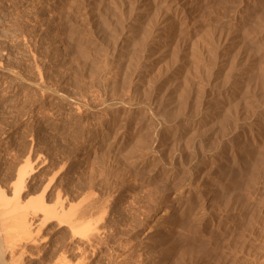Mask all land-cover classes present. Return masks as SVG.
<instances>
[{"label":"rangeland","instance_id":"374dc122","mask_svg":"<svg viewBox=\"0 0 264 264\" xmlns=\"http://www.w3.org/2000/svg\"><path fill=\"white\" fill-rule=\"evenodd\" d=\"M84 1L0 0V191L8 198L4 200L7 209L0 207V214L9 208L11 212L6 214L5 222L0 216L4 261L6 264L13 261L16 264H201L202 261V264H258L256 253L264 248V138L252 145L250 135L264 122V79L259 77L264 64V0H199V6L186 15L194 26L186 24L188 28L180 26L171 30L172 33L166 32L168 41L160 40V14L167 7L161 3L157 6L159 10L141 19L142 24L123 50L124 60L119 59V46L144 0ZM234 33L239 53L236 50L231 53L230 66L224 75L220 73L223 76L220 82V56L228 44L225 38H231ZM240 53L247 55L246 61L257 58L254 73H249L242 82L243 88H239L238 96L244 98L237 96L239 105L229 104L230 112L223 113L228 121L223 120L217 128L202 120L196 133L184 117L190 120L197 117V112L208 107L205 98L208 100L215 90L228 86L236 66L239 68L246 62ZM119 98L128 100L125 101L128 104L133 101L130 103L133 108L130 104H117ZM108 99L114 101L110 103ZM148 105H152V110ZM157 129L163 130L159 138L153 135ZM220 132L226 134L220 136ZM175 144L182 145L184 153ZM251 145L255 150L249 153ZM261 146L262 150L258 148ZM21 168L26 182L18 195L14 189ZM240 169H245L242 170L245 176ZM237 179L240 180L234 185ZM235 195L239 197L233 200ZM251 196L253 201L249 200ZM229 197L236 203H233L237 207L235 220L226 229L205 227L213 213L224 217L227 212L224 205ZM242 206L253 211L248 226L242 219ZM52 209L56 214L50 213ZM5 213H2L4 219ZM255 230L259 232L256 240L250 233ZM11 236L14 242L9 241ZM6 241L10 242L8 245L15 244L10 246L13 252ZM244 251L251 259L256 255L253 262Z\"/></svg>","mask_w":264,"mask_h":264},{"label":"bare ground","instance_id":"6f19581e","mask_svg":"<svg viewBox=\"0 0 264 264\" xmlns=\"http://www.w3.org/2000/svg\"><path fill=\"white\" fill-rule=\"evenodd\" d=\"M80 1V0H79ZM86 1V0H85ZM84 1V2H85ZM112 1V0H111ZM116 1V0H115ZM198 1L199 0H144V3L142 4L141 2H142V0H141V2H139V3H141L142 4V6H141V8L140 9H138L139 10V12L137 13V16H135L136 18L134 19V22H132V25L130 26L129 24H127V25H129L128 26V30L126 31V34H125V36L123 37V39H122V45H120L119 47H121V51H120V53H119V59L121 58V59H123V57H124V52H123V50H124V48L125 47H127V45H128V42H130V40H131V38H132V34H134L135 33V29L136 28H138V26H139V24L141 23L140 21H142L141 19H143V18H145V16L147 15V17H148V14L150 13L151 14V12H154L156 9H157V6H159V4H161V3H164V4H167V7H166V9L164 10V13H163V15H162V13L159 15L160 16V25L159 26H161V30H162V32H160L161 34H162V36H161V39L160 40H165V38H167L168 37V35H167V37H166V35H165V33L166 32H171V30H173V29H175V28H177L178 29V27H180V26H186V24H191V23H189V21L187 20V17H186V15L187 14H189V12L193 9L194 10V8H195V6H199V5H197V3H198ZM206 1V0H205ZM245 1V0H244ZM89 2H91V1H89ZM124 2V1H123ZM203 2V1H202ZM207 2V1H206ZM243 2V1H242ZM115 3V2H114ZM201 3V2H200ZM257 3V2H256ZM93 3H91V5H92ZM96 4V3H95ZM98 4V3H97ZM242 4V3H241ZM85 5V4H84ZM87 5V4H86ZM90 5V4H89ZM88 5V6H89ZM123 5V4H122ZM140 5V4H139ZM205 5V4H204ZM210 5V4H209ZM231 5V4H230ZM120 6V5H119ZM161 6V5H160ZM203 6V5H202ZM207 6H208V4H207ZM85 7V10L87 9L86 8V6H84ZM135 7V6H134ZM214 7V6H213ZM242 7V6H241ZM245 7V6H244ZM109 8V7H108ZM160 8V7H159ZM212 8V7H211ZM210 8V9H211ZM79 9V8H78ZM92 9V8H91ZM232 9H233V7H232ZM236 9V8H235ZM84 10V11H85ZM137 10V11H138ZM157 10H159V9H157ZM245 10V9H244ZM246 10H248V9H246ZM203 11V10H202ZM227 11V10H226ZM79 12V11H78ZM92 12V11H91ZM122 12V11H121ZM156 12V11H155ZM196 12V11H195ZM209 12V11H208ZM259 12H260V10H259ZM113 13V12H112ZM120 13V12H119ZM135 13V14H136ZM191 13V12H190ZM194 12H192V14H193ZM156 14V13H155ZM252 14V13H251ZM194 15V14H193ZM84 16V15H83ZM93 16V15H92ZM151 16V15H150ZM88 17V16H87ZM248 17V16H247ZM85 18V17H84ZM150 18V17H149ZM133 19V18H132ZM148 19V18H147ZM191 19V18H190ZM240 19V18H239ZM253 20H254V18H252ZM93 20V19H92ZM159 20V19H158ZM192 20L193 19H191V22H192ZM87 21V20H86ZM132 21V20H131ZM144 21V20H143ZM146 21V20H145ZM197 21V20H196ZM88 22V21H87ZM109 22V21H108ZM195 22V21H194ZM127 23V22H126ZM129 23H130V21H129ZM144 23V22H143ZM157 23H159L158 21H157ZM196 23V22H195ZM252 23V22H251ZM142 24V23H141ZM140 24V25H141ZM146 24H148V23H146ZM152 24V23H151ZM193 24V23H192ZM191 24V25H192ZM108 25V24H107ZM144 25V24H143ZM155 25H156V23H155ZM233 25V24H232ZM156 26H158V25H156ZM155 26V27H156ZM158 26V27H159ZM193 26H194V24H193ZM237 26V25H236ZM246 26V25H245ZM247 26H248V24H247ZM126 27V26H125ZM146 27H148V26H146ZM152 27V26H151ZM150 27V28H151ZM157 27V28H158ZM243 27V26H242ZM144 28V27H143ZM150 28H148V29H150ZM183 27H181V29H182ZM186 28H188L187 26H186ZM260 28H262V27H260ZM147 29V28H146ZM184 29V28H183ZM239 29V28H238ZM139 30H140V28H139ZM155 30H157L158 31V29H155ZM155 30L153 31V34L154 33H156L155 32ZM188 30V29H187ZM234 30H235V28H234ZM142 31V30H141ZM140 31V32H141ZM147 31V30H146ZM151 32H152V29L150 30ZM186 31V30H185ZM191 31V30H190ZM238 31V30H237ZM245 31V30H244ZM179 32V31H178ZM262 32V31H261ZM119 33V32H118ZM122 33V32H121ZM172 33V32H171ZM176 33V35H177V32H175ZM174 33V34H175ZM181 33H183V31L181 32ZM201 33H203V32H201ZM200 33V34H201ZM237 33V32H236ZM236 33H234V36H231V38H225V40L226 41H228V42H226V47L224 48V50H222L223 51V54L220 56V61H219V74L220 73H222L223 75H224V70L225 69H227L229 66H230V62H229V58L231 59V53H233V51H235L236 50V48L238 47H236V44H237V35H236ZM140 34V33H139ZM143 34V33H142ZM141 34V35H142ZM149 34H150V32H149ZM158 34H159V32H158ZM184 34V33H183ZM238 35H239V33H237ZM241 34V33H240ZM255 34V33H254ZM260 34V33H259ZM262 34V33H261ZM154 35H156V34H154ZM172 35V34H171ZM175 35V36H176ZM181 35V34H180ZM206 35V34H205ZM205 35H204V37H205ZM118 36V35H117ZM120 36V35H119ZM123 36V35H122ZM134 36V35H133ZM146 36V35H145ZM179 36V35H178ZM177 36V37H178ZM202 36V35H201ZM140 37V36H139ZM151 37H152V35H151ZM156 37V36H155ZM159 37V36H158ZM174 37V36H173ZM173 37H171L172 38V40L174 39ZM198 37H200V36H198ZM239 37V36H238ZM264 37V36H263ZM262 37V38H263ZM150 38V37H149ZM153 38V37H152ZM151 38V39H152ZM160 38V37H159ZM249 38V37H248ZM252 38V37H251ZM133 39H134V37H133ZM137 39V38H136ZM155 39V38H154ZM177 39H179V38H177ZM175 40V41H178V40ZM200 39H203V37L202 38H199L198 40H200ZM239 39V38H238ZM118 40V39H117ZM135 40V39H134ZM145 40H147V39H145ZM206 40V39H205ZM204 40V41H205ZM252 40V39H251ZM156 41V40H155ZM158 41V40H157ZM165 41H168V40H165ZM204 41H202V43L204 42ZM215 41V40H214ZM117 42V41H116ZM133 42V41H132ZM131 42V43H132ZM146 42V41H145ZM144 42V43H145ZM150 42H152V41H150ZM149 42V43H150ZM225 42V41H224ZM246 42V41H245ZM250 42V41H249ZM121 43V42H120ZM144 43H143V46L145 47V45H144ZM196 43H197V41H196ZM200 43V42H199ZM240 43V42H239ZM151 44H153V43H151ZM156 44H158V43H156ZM166 44H167V42H166ZM216 44V43H215ZM215 44H213V45H215ZM240 44H242V42L240 43ZM243 44H244V42H243ZM247 44V43H246ZM132 45V44H131ZM141 45V44H140ZM150 45V44H149ZM160 45V44H159ZM198 45V44H197ZM202 45V44H201ZM204 45V44H203ZM239 45V44H238ZM148 46V45H147ZM146 46V47H147ZM158 46V45H157ZM164 46V45H163ZM162 46V47H163ZM217 46V45H216ZM129 47V46H128ZM139 47V46H138ZM142 47V46H141ZM152 47V46H151ZM159 47H161V45L159 46ZM165 47V46H164ZM198 47V46H197ZM116 48V47H115ZM153 48V47H152ZM220 48V47H219ZM238 48H240V47H238ZM246 48V47H245ZM253 48V47H252ZM130 49V48H129ZM151 49V48H150ZM158 49V48H157ZM162 49V48H161ZM199 49H200V45H199ZM201 49H204V48H201ZM210 49V48H209ZM208 49V50H209ZM215 49V48H214ZM242 49V48H241ZM243 49H244V46H243ZM243 49H242V52H243ZM248 49V48H247ZM257 49V48H256ZM119 50V49H118ZM131 50V49H130ZM135 50V49H134ZM145 50V49H144ZM147 51H149L148 49H146ZM152 50H154V49H152ZM159 50H160V48H159ZM213 49H211V52H213L212 51ZM250 50V49H249ZM252 50V49H251ZM129 51V50H128ZM158 51V50H157ZM216 51H218V48H217V50ZM248 51V50H247ZM255 51V50H254ZM144 52V51H143ZM142 51H141V53H143ZM146 52V51H145ZM203 52V51H202ZM236 52H238L239 53V51H237L236 50ZM246 52V51H245ZM249 52V51H248ZM252 52H253V50H252ZM147 53V52H146ZM250 53H251V51H250ZM257 53V52H256ZM125 54H127L126 52H125ZM140 54V53H139ZM158 54H159V52H158ZM212 54V53H211ZM219 54V53H218ZM236 54V53H235ZM260 54H261V52H260ZM117 56H118V53L116 54ZM135 55V54H134ZM134 55H132V56H134ZM145 55H147V54H145ZM145 55H144V57H145ZM157 55V54H156ZM197 55V54H196ZM205 55V54H204ZM212 55H214V54H212ZM255 55H257V54H255ZM254 55V56H255ZM137 56V55H136ZM147 56H150V55H147ZM152 56V55H151ZM153 56H155V55H153ZM189 56H190V53H189ZM215 56V55H214ZM235 56H238V55H235ZM247 56V55H246ZM245 56V54H242V53H240V58L241 59H243V62H245L246 60H245V58H247ZM251 56V55H250ZM259 56V55H258ZM113 57V56H112ZM139 57V56H138ZM192 57V56H191ZM194 57H195V55H194ZM128 58H129V56H128ZM140 58V57H139ZM147 57H145V59H146ZM152 58V57H151ZM234 58V57H233ZM259 58V57H258ZM124 59H126V58H124ZM123 59V60H124ZM144 59V58H143ZM150 59V58H149ZM196 59V58H195ZM194 59V60H195ZM199 58H197L196 59V61L198 60ZM204 59V58H203ZM212 59H214V57L212 58ZM219 59V58H218ZM239 59V58H238ZM256 59L257 58H252V57H250L249 59H247V61L245 62V63H243L242 64V62H239V63H241L240 65H241V67H239V68H237L238 66H236V71H235V73L233 74V76H231V80H230V82H229V84H228V86L227 87H225V88H223V87H221V88H219L220 86L218 85L217 87L219 88L218 90H215L214 88V92H213V95H212V93H211V97H207V99L208 100H206V98H205V101H208L209 102V104H206V105H208V107L207 108H205V109H202L200 112H197V113H199V114H197V117H195L194 119H188V118H185L184 117V119H185V123L186 124H188V126L190 125L192 128H193V130L194 131H196V129H198L197 128V125L199 124V122L200 121H202L203 120V122L205 121V122H211V123H213L214 125H216L217 126V128H218V126H221V122L223 121V120H225L224 119V116H223V113H225V110H227V112H230V111H228V108H229V104H231L232 103V105L233 104H237V96H238V93H239V88H241V85H243V84H245V83H243L242 84V82L245 80V79H247L246 77L248 76V74L249 73H251L253 70H254V68H256ZM131 60V59H130ZM141 60V59H140ZM152 60V59H151ZM155 60V59H154ZM202 60V59H201ZM235 60V59H234ZM245 60V61H244ZM117 61V60H116ZM122 61V60H121ZM120 61V62H121ZM134 61V60H133ZM135 61H137V60H135ZM134 61V62H135ZM143 61V60H142ZM160 61V60H159ZM200 61V60H199ZM199 61H197L198 63H199ZM204 61V60H203ZM258 61H260V59L258 60ZM264 61V60H263ZM263 61H261V63L263 62ZM118 62H119V60H118ZM117 62V63H118ZM126 62V61H125ZM128 62V61H127ZM145 62V61H144ZM152 62H153V60H152ZM196 62V63H197ZM201 62V61H200ZM211 62V61H210ZM116 63V64H117ZM123 63V62H122ZM142 63V62H141ZM192 63H193V61H192ZM195 63V62H194ZM212 63V62H211ZM214 63V62H213ZM212 63V64H213ZM132 64V63H131ZM147 64V63H146ZM154 64V63H153ZM153 64L151 65V67L153 66ZM117 65H119V63L117 64ZM133 65V64H132ZM135 65V64H134ZM141 65H143V64H141ZM194 65V64H193ZM192 65V66H193ZM197 64H195V66H196ZM258 65V64H257ZM120 66V65H119ZM124 66V65H123ZM136 66V65H135ZM156 66V65H155ZM194 66V67H195ZM206 66H209V65H206ZM122 67V66H121ZM124 67H126V66H124ZM134 67V66H133ZM138 67H139V65H138ZM146 67V66H145ZM200 67V66H199ZM215 67V66H214ZM234 67V66H233ZM123 68V67H122ZM142 68H143V66H142ZM147 68H148V65H147ZM208 68V67H207ZM139 70H140V68H138ZM198 69V68H197ZM209 69V68H208ZM211 69V68H210ZM216 69V68H215ZM119 70H120V68H119ZM118 70V71H119ZM124 70V69H123ZM142 70V69H141ZM144 70V69H143ZM142 70V71H143ZM147 70H149V69H147ZM229 70V69H228ZM231 70H232V68H231ZM234 70V69H233ZM213 71V70H212ZM212 71H210V72H212ZM260 72V74H259V77L260 78H262V79H264V64L261 66V68H260V70H259ZM145 72V71H144ZM150 72V71H149ZM233 72V71H232ZM119 73V72H118ZM121 73H122V71H121ZM215 73V72H214ZM218 73V72H217ZM252 73H254V71L252 72ZM143 74H145V73H143ZM119 75V74H118ZM217 75V74H216ZM122 76H123V74H122ZM140 76H142V75H140ZM221 77V81L220 82H222V77L223 76H221V74L220 75H218V77ZM143 77V76H142ZM219 77V78H220ZM228 78V77H227ZM226 78V79H227ZM251 78V77H250ZM259 78V79H260ZM257 79V78H256ZM121 80V79H120ZM200 80V79H199ZM216 80V79H215ZM122 81V80H121ZM219 81V80H218ZM247 81V80H246ZM255 82V81H254ZM118 82H116V84H117ZM228 83V82H227ZM257 83V82H256ZM115 84V83H114ZM120 84V83H119ZM218 84V83H217ZM263 84V83H262ZM198 85V84H197ZM260 85V84H259ZM264 85V84H263ZM202 86H203V84H202ZM201 86V87H202ZM225 86H226V84H225ZM254 86H255V84H254ZM262 86V85H261ZM245 87V86H244ZM264 87V86H263ZM200 88V87H199ZM243 88V87H242ZM241 88V89H242ZM212 89V90H213ZM217 89V88H216ZM209 90V89H208ZM199 91H202V90H199ZM210 91V90H209ZM244 91V90H243ZM202 93H203V91H202ZM243 93V92H242ZM242 93H241V95H242ZM215 94V95H214ZM207 96H208V94H206ZM254 95V94H253ZM198 96V95H197ZM201 96V95H200ZM210 96V95H209ZM239 97V96H238ZM240 97H243V96H240ZM239 97V98H240ZM250 97V96H249ZM257 97V96H256ZM122 98V97H121ZM121 98H119V100H118V102H117V104H119V105H125V104H128V103H126L128 100H122ZM200 98H202V97H200ZM220 98H223L222 100L220 99ZM244 98V97H243ZM254 99V98H253ZM113 101H114V99H112ZM112 100H110V99H108V101L110 102V101H112ZM198 100V99H197ZM243 100V99H242ZM246 100H248V99H246ZM126 101V102H125ZM131 100H129V102H130ZM185 101V100H184ZM187 101V100H186ZM189 101V100H188ZM251 101V100H250ZM152 102V101H151ZM192 102V101H191ZM194 102V101H193ZM192 102V103H193ZM203 102H204V100H203ZM242 102V101H241ZM240 102V103H241ZM249 102V101H248ZM264 102V101H263ZM110 103H112V102H110ZM114 103V102H113ZM130 103H133V101H131ZM129 103V104H130ZM143 103V102H142ZM147 103V102H146ZM187 103V102H186ZM186 103H183V104H185V105H187ZM207 103V102H206ZM251 103V102H250ZM256 103H258V102H256ZM260 103V102H259ZM128 104V105H129ZM135 104V103H134ZM137 104H139V103H137ZM143 104H145V103H143ZM153 104V103H152ZM197 104H198V102H197ZM252 104V103H251ZM264 104V103H263ZM131 106H132V108H133V106L134 105H132V104H130ZM147 105V104H146ZM203 105H205V104H203ZM206 105H205V107H206ZM237 105H239V104H237ZM240 105H242V104H240ZM247 105H249V103H247ZM126 106V105H125ZM137 106V105H136ZM135 106V107H136ZM142 106H144L145 107V105H141V107ZM152 106V105H151ZM151 106H149L148 105V107L150 108ZM231 106V105H230ZM244 106V105H243ZM253 106V105H252ZM118 107V106H117ZM143 107V108H144ZM147 107V106H146ZM200 107V106H199ZM259 107V106H258ZM262 107V106H261ZM260 107V108H261ZM120 108V107H119ZM233 108V107H232ZM235 108H237V107H235ZM248 108V107H247ZM257 108V107H256ZM145 109V108H144ZM151 109V108H150ZM251 109V108H250ZM131 110V109H130ZM145 110H147V109H145ZM152 110V109H151ZM239 110V112H240V110L241 109H238ZM246 110V109H245ZM259 110H263V109H259ZM148 111V110H147ZM249 111V110H248ZM248 111H246V112H248ZM252 111V110H251ZM254 111V110H253ZM131 112V111H130ZM235 112H237V111H235ZM251 113V112H250ZM260 113V112H259ZM244 114V113H243ZM262 114H264V113H262ZM261 114V115H262ZM150 115V114H149ZM233 115V114H232ZM239 114L237 113V116H238ZM234 116V115H233ZM241 116H242V113H241ZM249 116V115H248ZM262 116H264V115H262ZM133 117V116H132ZM182 117V116H181ZM187 117V116H186ZM234 117H236V116H234ZM244 117V116H243ZM256 117V116H255ZM163 118V117H162ZM191 118H193V116L191 117ZM226 118V117H225ZM236 118H238V117H236ZM235 118V119H236ZM241 118V117H240ZM244 118H246V116L244 117ZM264 118V117H263ZM263 118H260V121H261V119H263ZM145 119V118H144ZM239 119V118H238ZM182 121V120H181ZM225 121H228V119L227 120H225ZM230 121V120H229ZM237 121H239V120H237ZM256 121H258V120H256ZM255 121V122H256ZM202 122V123H203ZM204 122V123H205ZM234 122V121H233ZM247 123H250L249 121L247 122ZM259 123V122H258ZM257 123V124H258ZM160 124V123H159ZM176 124H177V122H176ZM161 125V124H160ZM180 125H182V124H180ZM206 125H207V123H206ZM159 126V125H158ZM175 126V125H174ZM173 126V127H174ZM178 125H176L175 127H177ZM216 126H214V127H216ZM226 126H228V125H226ZM253 126V125H252ZM251 126V127H252ZM256 125H254V127H255ZM160 127V126H159ZM158 127V128H159ZM185 127H187V125L185 126ZM200 127H201V125H200ZM205 127V126H204ZM214 127H213V129H214ZM181 128V127H180ZM235 128V127H234ZM247 128H248V125H247ZM168 129V128H167ZM172 129V128H171ZM188 129H189V127H188ZM202 129V128H201ZM201 129H199V131L201 130ZM226 129H227V127H226ZM231 130V127H229L228 128V130ZM255 129V132H253V133H251V135H250V139H251V143L250 144H252V145H257L263 138H264V122H262V123H260L259 124V126L257 127L256 126V128H254ZM178 130V129H177ZM184 130V129H183ZM218 131H219V129H217ZM222 130V129H221ZM227 130V131H228ZM244 130V129H243ZM163 131V130H162ZM160 129H157L154 133H153V135H155L154 137L156 138V137H158L159 138V135L161 134V132H162ZM211 131H212V129H211ZM216 131V130H215ZM252 131V130H251ZM164 132H165V130H164ZM180 132V131H179ZM184 132V131H183ZM188 132V131H187ZM187 132L185 133V134H187ZM191 132V131H190ZM189 132V133H190ZM202 132V131H201ZM205 132H209V131H206L205 130ZM204 132V133H205ZM240 132V131H239ZM247 132V131H246ZM245 132V133H246ZM163 133V132H162ZM191 133H193V132H191ZM196 133H197V131H196ZM195 133V134H196ZM213 133H215L214 131H213ZM242 133H243V131H242ZM244 133V134H245ZM211 134V133H210ZM222 134H226V132L225 133H222ZM221 134V132H220V136L222 135ZM237 134V133H236ZM243 134V135H244ZM247 134V133H246ZM164 135V134H163ZM182 135V134H181ZM191 135V134H190ZM197 135V134H196ZM199 135V134H198ZM203 135V134H202ZM214 135V134H213ZM239 136H240V134H238ZM183 136V135H182ZM192 136V135H191ZM190 136V137H191ZM199 136H201V135H199ZM219 136V135H218ZM223 136V135H222ZM234 136V135H233ZM153 137V136H152ZM165 137V136H164ZM211 137H213V136H211ZM235 137H237V135L235 136ZM241 137V136H240ZM244 137V136H243ZM246 137V136H245ZM161 138V137H160ZM180 138H182V137H180ZM183 138H185V139H187V137L184 135L183 136ZM196 138V137H195ZM206 138V137H205ZM199 139H200V137H199ZM201 139H203V136H202V138ZM211 139H213V138H211ZM210 139V140H211ZM221 139V138H220ZM238 139V138H237ZM236 139V140H237ZM241 139V138H240ZM245 139V138H244ZM204 140V139H203ZM209 140V141H210ZM215 140H216V138H215ZM232 140H234V139H232ZM242 140V139H241ZM155 141V140H154ZM183 141V140H182ZM192 140L190 139V142H191ZM205 141H207V139L205 140ZM217 141H219L218 140V138H217ZM238 141V140H237ZM236 141V142H237ZM246 141V140H245ZM247 141H250V140H247ZM161 142V141H160ZM177 141H175V143H176ZM179 142V141H178ZM178 142H177V144H178ZM200 142V141H199ZM239 142V141H238ZM243 142V141H242ZM157 143H158V139H157ZM183 143V142H182ZM181 143V144H182ZM187 144H188V142H186ZM194 143V142H193ZM232 143H235V142H232ZM248 143V142H247ZM177 144H175L176 146H178ZM236 144V143H235ZM234 144V145H235ZM241 144V143H240ZM245 144V143H244ZM249 144V145H250ZM185 145V144H184ZM243 145V144H242ZM241 145V146H242ZM251 145V146H252ZM180 146V150H182L183 148V146L182 145H179ZM178 146V147H179ZM182 146V147H181ZM188 146V145H187ZM190 146V145H189ZM194 146H195V144H194ZM198 146V145H197ZM244 146H246V145H244ZM260 146V145H259ZM186 147V146H185ZM222 147V146H221ZM247 147V146H246ZM253 148H252V151H251V149H250V151H249V153H252V152H254V150H255V146H252ZM191 147H189L188 149H190ZM195 148H196V146H195ZM198 148V147H197ZM224 148H226V147H224ZM241 148V147H240ZM258 148H261V150L263 149L262 148V146L261 147H258ZM178 149V148H177ZM223 149V148H222ZM237 149H238V147H237ZM242 149H243V147H242ZM185 150H187V149H184V151ZM194 150V149H193ZM197 150V149H196ZM201 150V149H200ZM207 150V149H206ZM221 150V149H220ZM224 151H225V149H223ZM227 150H229V149H227ZM236 150V149H235ZM239 150V149H238ZM248 150H249V148H248ZM198 151H199V148H198ZM198 151H197V153H198ZM244 151H246V150H244ZM182 152H183V150H182ZM191 152V151H190ZM193 152V151H192ZM195 152V151H194ZM193 152V153H194ZM199 152H201V151H199ZM228 152V151H227ZM229 152H231V151H229ZM237 152V151H236ZM239 152V151H238ZM247 152V151H246ZM259 152H261V151H259ZM258 152V153H259ZM184 153V152H183ZM210 153V152H209ZM218 153V152H217ZM224 153V152H223ZM226 153V152H225ZM240 153V152H239ZM256 153H257V151H256ZM257 153V154H258ZM188 154V153H187ZM199 154V153H198ZM198 154H197V156H198ZM203 155H204V153H202ZM206 154V153H205ZM212 154H214V153H212ZM216 154V153H215ZM221 154V153H220ZM228 154V153H227ZM248 154V153H247ZM260 154V153H259ZM194 155H195V153H194ZM193 155V156H194ZM200 155H201V153H200ZM199 155V156H200ZM242 155V154H241ZM197 156H195V157H197ZM198 156V157H199ZM208 156V155H207ZM222 157H224V155H221ZM220 156V157H221ZM226 156H229V154L228 155H226ZM186 157V156H185ZM201 157V156H200ZM203 157V156H202ZM244 157V155L242 156V158ZM247 157V156H246ZM245 157V159H247ZM256 157V156H255ZM261 157V156H260ZM209 158V157H208ZM211 158V157H210ZM212 158H214V156L212 157ZM251 158V157H250ZM195 159V158H194ZM202 159V158H201ZM200 159V160H201ZM203 159H205L204 157H203ZM218 159V158H217ZM244 159V162L245 161H247V160H245ZM249 159V158H248ZM258 159V158H257ZM206 160H208V159H206ZM221 160H222V158H221ZM230 160V159H229ZM232 160V159H231ZM243 160V159H242ZM194 161V160H193ZM197 161V160H196ZM257 161V160H256ZM260 161H261V158H260ZM200 162V161H199ZM198 162V163H199ZM202 162V161H201ZM204 162V161H203ZM206 162V161H205ZM225 162H227V163H229V162H231V161H228V160H226ZM235 162V161H234ZM244 162H242V163H244ZM248 162H250L249 160H248ZM247 162V163H248ZM259 162V161H258ZM183 163V166H184V162H182ZM181 162H180V164H182ZM237 163V162H236ZM247 163H245V164H247ZM193 164V163H192ZM200 164V163H199ZM198 164V165H199ZM232 164V163H231ZM235 164V163H234ZM238 164V163H237ZM194 165H195V163H194ZM193 165V166H194ZM248 165V164H247ZM251 165V164H250ZM182 166V165H181ZM191 166V165H190ZM231 166V165H230ZM240 166V165H239ZM197 167V166H196ZM249 167V166H248ZM172 169L174 168V167H171ZM185 168V167H184ZM188 168H190V167H188ZM194 168V167H193ZM233 168V167H232ZM238 168H240V167H238ZM174 169H176V168H174ZM197 169V168H196ZM235 169H236V165H235ZM188 170V169H187ZM193 170V169H192ZM241 171L243 170V169H240ZM239 170V171H240ZM245 170V169H244ZM243 170V171H244ZM174 171V170H173ZM176 171V170H175ZM189 171V170H188ZM238 171V170H237ZM237 171H235V172H237ZM238 171V172H239ZM242 171V172H243ZM190 172V171H189ZM196 172V171H195ZM172 173V172H171ZM190 173H194V171L192 172H190ZM244 173V176H245V172H243ZM242 173V174H243ZM250 173V172H249ZM183 174V173H182ZM196 174V173H195ZM232 174H235V173H232ZM239 174H241V173H239ZM247 175H248V173H246ZM193 175V174H192ZM236 175H238V174H236ZM235 175V176H236ZM232 176H234V175H232ZM174 177V176H173ZM181 177H182V175H181ZM180 177V178H181ZM230 177H231V175H230ZM264 177V176H263ZM180 178L178 179V180H180ZM184 178V177H183ZM182 178V179H183ZM232 178H234V177H232ZM236 178H238V177H236ZM241 178H243V175H242V177ZM260 178V177H259ZM175 179V178H174ZM177 179V178H176ZM193 179H195V178H193ZM192 179V180H193ZM230 179V178H229ZM256 179V178H255ZM263 179V178H262ZM171 180H172V178H171ZM177 180V181H178ZM184 180V179H183ZM232 180V179H231ZM230 180V181H231ZM240 179H237V180H235V182H234V185H235V183H237L238 181H239ZM194 181V180H193ZM227 181V180H226ZM264 181V180H263ZM26 182V180H25V174H24V170H23V168H21V169H19V171L17 172V180H16V182H15V186H16V188L14 189V190H16V192H17V190H18V195H20V192L22 191V186H23V184ZM180 182V181H179ZM186 183V182H185ZM228 183V182H227ZM232 183L233 182H231V185H232ZM188 184V183H187ZM230 184V183H229ZM238 184V183H237ZM241 184H242V182H241ZM261 184V183H260ZM227 185V184H226ZM230 185V186H231ZM263 185H264V183H263ZM237 186V185H236ZM256 186V185H255ZM262 187V186H261ZM256 188V187H255ZM260 189V188H259ZM233 190V189H232ZM249 190V189H248ZM251 190V189H250ZM261 190V189H260ZM261 191H263V190H261ZM260 191V192H261ZM239 192V191H238ZM4 192H1L0 191V199L1 200H3L2 202L0 201V204H3V205H1L0 207L2 208V206H5V207H3V208H6V206H7V204L5 203L6 202V200L8 199H6V195H5V193L3 194ZM248 193H249V191H248ZM254 193H255V191H254ZM262 193V192H261ZM2 194V195H1ZM236 194V193H235ZM257 194H260L259 193V191H258V193ZM256 194V195H257ZM263 194V193H262ZM5 195V196H4ZM17 195V196H18ZM229 195V194H228ZM227 195V196H228ZM248 195V194H247ZM253 195V194H252ZM256 195H254V196H256ZM264 195V194H263ZM226 195H224L223 196V198L225 197ZM227 196H226V198H227ZM230 196V195H229ZM233 196V195H232ZM241 196V195H240ZM243 196V195H242ZM250 196V195H249ZM5 197V199H3ZM18 197H20V196H18ZM237 197H239V196H237ZM236 197V195H235V197H232L233 198V200H234V198H237ZM257 197H259V196H257ZM261 197V196H260ZM220 199H222V198H220ZM255 199V198H254ZM258 200H259V198H257ZM4 200H5V202H4ZM203 200V199H202ZM223 200L224 199H222V202H223ZM228 200V199H227ZM230 200V201H229ZM229 200H228V202L227 203H225V208L227 209L226 211V214L224 215V217L223 216H215V214L213 213V215L212 214H210V215H212V217H210L211 219L210 220H208V221H206L204 224H205V227H208L209 225H211V228H213V226L214 227H220V228H224L225 227V229L226 228H228V223L230 224V222L232 221H234L235 220V217H236V215H235V210H237V207L236 206H234V204L233 203H235V202H233L231 199H230V197H229ZM237 200V199H236ZM235 200V201H236ZM249 200H252V196H251V199H249ZM8 201V200H7ZM241 201V200H240ZM243 201V200H242ZM253 201V200H252ZM262 201V200H261ZM244 202V201H243ZM243 202H241V203H243ZM245 202H246V200H245ZM250 202V201H249ZM257 202V201H256ZM263 202V201H262ZM6 205H5V204ZM241 203H239V204H241ZM255 203V202H254ZM180 204V203H179ZM204 204V203H203ZM236 204V203H235ZM248 204V203H247ZM250 204V203H249ZM263 204H264V202H263ZM18 205H20L19 203H18ZM184 205V204H183ZM202 205V204H201ZM245 205H246V203H245ZM245 205H244V207H245ZM251 205V204H250ZM239 206V205H238ZM263 206V205H262ZM44 206H41L40 208H41V210H43L44 208H43ZM62 207V206H61ZM61 207H59L58 209H60ZM215 207V206H214ZM222 207V206H221ZM241 207V206H240ZM243 207V206H242ZM243 207V208H244ZM252 207H253V205H252ZM2 208V209H3ZM14 208H16V210H17V208H19V207H17V203H16V205H14ZM203 208V207H202ZM218 209H219V207H217ZM257 208V207H256ZM7 209V208H6ZM193 209V208H192ZM14 210V209H13ZM45 210V209H44ZM54 210H55V208H54ZM61 210V209H60ZM220 210V209H219ZM224 210V209H223ZM240 210H242V209H240ZM2 210L0 209V212H1ZM3 211H5V212H7L5 209L3 210ZM10 211V208L8 209V212L7 213H5V212H2L3 214L5 213V215L7 214V215H11V212H9ZM63 211V210H62ZM65 211V210H64ZM183 211V210H182ZM209 211V210H208ZM214 211V210H213ZM54 213V214H56V212H53V209H52V211H50V213ZM190 212V211H189ZM242 212V211H241ZM0 214V216H2V218H3V220H4V222H5V220H6V217H7V215L5 216V219H4V215L3 214ZM60 213V212H59ZM58 213V214H59ZM183 213V212H182ZM193 213V212H192ZM205 213V212H204ZM207 213V212H206ZM216 213V212H215ZM223 213V212H222ZM253 211L251 210V209H247V208H244L243 209V212L241 213V214H243V217H242V219L244 218V221H246V225L248 226V224L250 225V223H248V222H250V220L251 219H253ZM189 214V213H188ZM64 215V214H63ZM196 215V214H195ZM194 215V216H195ZM62 216V215H61ZM172 216V215H171ZM192 216V215H191ZM193 217V216H192ZM209 217V216H208ZM1 218V217H0ZM194 218V217H193ZM204 218V217H203ZM202 218V219H203ZM9 219V218H8ZM74 219V218H73ZM205 219V218H204ZM208 219V218H207ZM256 219V218H255ZM258 219V218H257ZM75 220V219H74ZM174 220V219H173ZM198 220V219H197ZM1 221V220H0ZM7 221V220H6ZM71 221V220H70ZM70 221H69V223H70ZM11 222V221H10ZM74 222V221H73ZM25 223H27V222H24V224ZM72 223V222H71ZM255 223V222H254ZM257 223V222H256ZM5 225H6V223H4ZM73 224V223H72ZM182 224H183V222H182ZM204 224H202V226L204 225ZM233 224V223H232ZM244 224V223H243ZM8 225V224H7ZM9 225H10V227H11V223H9ZM9 225H8V227H9ZM174 225V224H173ZM187 225V224H186ZM193 225V224H192ZM231 225V224H230ZM229 225V226H230ZM1 226V225H0ZM25 226H28V225H26L25 224ZM24 226V228H26ZM71 226H73L74 227V224L73 225H71ZM245 225H243V227H244ZM253 226V225H252ZM7 227V228H8ZM10 227L8 228V232L9 231H12V230H9L10 229ZM168 227V226H167ZM182 227H183V225H182ZM189 227V226H188ZM191 227V226H190ZM199 227V226H198ZM201 227V226H200ZM251 227V226H250ZM264 227V226H263ZM1 228L2 227H0V264H6V262L4 261V257L2 256V252H3V247L5 246L4 245V243H5V241H4V238H3V236L4 235H1L2 233H1ZM28 228V227H27ZM195 228V227H194ZM193 228V229H194ZM209 228V227H208ZM233 228V227H232ZM236 228V227H235ZM248 228V227H247ZM4 229V228H3ZM11 229H13V227L11 228ZM29 229V228H28ZM190 229V228H189ZM201 228H199V230H200ZM210 229V228H209ZM253 229V228H252ZM259 229V228H258ZM5 230V229H4ZM14 230V229H13ZM26 230V229H25ZM202 230L203 231H205L206 232V230L205 229H203V227H202ZM244 230H247L246 229V227H245V229ZM28 231V230H27ZM172 231V230H171ZM224 231V230H223ZM256 231V230H255ZM163 232V231H162ZM199 232H202L201 230L199 231ZM209 232V231H208ZM211 232H213V230L211 231ZM6 233V232H5ZM10 233V232H9ZM166 233V232H165ZM251 233V238H253L254 240H256L255 238L257 237L258 238V236H259V232H254V231H251L250 232ZM257 233H258V235H257ZM263 233V232H262ZM7 234V233H6ZM14 234V236H15V233H13ZM161 234H164V233H161ZM170 234V233H169ZM172 234V233H171ZM223 234V233H222ZM229 234H230V232H229ZM233 234V233H232ZM10 235H12V233L10 234ZM225 235V234H224ZM240 235V234H239ZM9 236V235H8ZM7 236V237H8ZM13 236V235H12ZM11 236V237H12ZM160 236V235H159ZM170 237H171V235H169ZM220 236V235H219ZM232 236V235H231ZM231 236H229V237H231ZM236 236V235H235ZM16 237V236H15ZM162 237L163 236H161L160 238H161V240H162ZM228 237V238H229ZM244 237H247V236H244ZM14 237H12V238H10V240L9 241H13L14 239H13ZM9 239V238H8ZM11 239H13V240H11ZM165 240H166V238H164ZM227 239V238H226ZM231 239V238H230ZM16 240V239H15ZM164 240V241H165ZM170 240V239H169ZM229 240V239H228ZM9 241H6V244L8 243H10ZM172 241V240H171ZM14 242V241H13ZM11 243L10 245H8L9 247L11 246L12 247V244L13 245H15L14 243ZM167 242V241H166ZM227 242V241H226ZM217 243V242H216ZM223 243V242H222ZM259 243H261V242H259ZM194 244V243H193ZM220 244V243H219ZM237 244V243H236ZM263 244V243H262ZM6 245V246H7ZM174 245V244H173ZM264 246V245H263ZM11 247H10V250H11ZM186 248V247H185ZM209 248V247H208ZM231 248H232V246H231ZM6 247H5V252H6ZM9 249V248H8ZM199 249V248H198ZM234 249H236V248H234ZM244 250H246V249H244ZM251 250V249H250ZM259 250H261V249H259ZM12 251V250H11ZM198 251V250H197ZM220 251V250H219ZM247 251V250H246ZM13 252V251H12ZM226 252V251H225ZM241 253H243L242 251H241ZM241 253H239V254H241ZM192 254H193V252H192ZM200 254H202V253H200ZM208 254V253H207ZM3 255H6L5 253L3 254ZM10 255H12V256H14L13 254H10ZM217 255V254H216ZM229 255V254H228ZM244 255H248L249 256V254H245V251H244ZM257 255V256H256ZM256 259H257V261L256 262H258V264H264V248L259 252V253H256ZM12 256H11V258H12ZM186 256V255H185ZM201 256V255H200ZM199 256V257H200ZM218 256H220V255H218ZM242 256V255H241ZM240 256V257H241ZM248 256L246 257V258H248ZM254 256V254L252 255V259L250 258V256H249V258L252 260V262H253V258L255 257H253ZM6 257V256H5ZM15 257V256H14ZM13 257V258H14ZM237 257V256H236ZM6 258H8V257H6ZM10 258V259H11ZM11 259V260H14V259ZM197 258V257H196ZM201 258V257H200ZM200 258H198V259H200ZM248 258V259H249ZM242 259V258H241ZM241 259H240V261H241ZM248 259H246V260H248ZM256 259H254V263H255V260ZM201 260H203V259H200V261ZM231 260V259H230ZM246 260H244V261H246ZM191 261V260H190ZM249 261V260H248ZM12 262V261H11ZM14 263H15V261H13ZM178 262V261H177ZM181 262V261H180ZM203 262V261H202ZM202 262H201V264H202ZM206 262V261H205ZM204 262V263H205ZM13 263V264H14ZM187 263V262H186ZM16 264V263H15ZM176 264V263H175ZM207 264V263H206Z\"/></svg>","mask_w":264,"mask_h":264}]
</instances>
